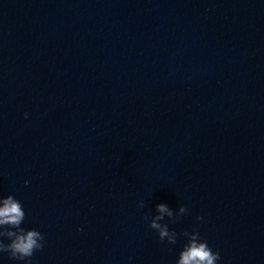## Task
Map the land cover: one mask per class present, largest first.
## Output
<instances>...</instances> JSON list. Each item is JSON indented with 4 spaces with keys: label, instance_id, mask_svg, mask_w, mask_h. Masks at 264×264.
Instances as JSON below:
<instances>
[{
    "label": "water",
    "instance_id": "water-1",
    "mask_svg": "<svg viewBox=\"0 0 264 264\" xmlns=\"http://www.w3.org/2000/svg\"><path fill=\"white\" fill-rule=\"evenodd\" d=\"M8 194L31 264H175L193 230L264 264V0H0Z\"/></svg>",
    "mask_w": 264,
    "mask_h": 264
},
{
    "label": "clouds",
    "instance_id": "clouds-1",
    "mask_svg": "<svg viewBox=\"0 0 264 264\" xmlns=\"http://www.w3.org/2000/svg\"><path fill=\"white\" fill-rule=\"evenodd\" d=\"M27 118L28 113H24ZM28 184V181H25ZM139 207H144V201H138ZM155 215L148 220V227L155 230L161 242L165 240L170 244L177 241V233L170 230L167 223H161L167 217L169 222L187 214L188 209L180 205L177 210L170 209L165 203L155 206ZM25 219V211L19 200L12 194L0 196V253H8L9 258L31 264V257L37 251H42L45 246L44 235L36 229H25L21 227ZM197 220H203L197 216ZM187 238L186 243L178 253L175 264H217L220 253L213 251L206 240L202 239L196 230L181 233ZM8 239V243L4 239ZM131 260V257L128 258Z\"/></svg>",
    "mask_w": 264,
    "mask_h": 264
}]
</instances>
